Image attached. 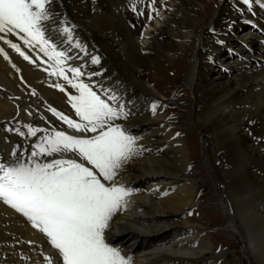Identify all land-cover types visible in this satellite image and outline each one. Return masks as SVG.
<instances>
[{"label": "bare ground", "instance_id": "1", "mask_svg": "<svg viewBox=\"0 0 264 264\" xmlns=\"http://www.w3.org/2000/svg\"><path fill=\"white\" fill-rule=\"evenodd\" d=\"M165 1L155 26L147 22L142 31L144 9L153 0H52L45 36L69 57L59 66L65 75L72 79L67 68L80 67L83 75L73 83L88 84L104 99L115 96L127 116L112 123L136 134L130 163L117 170L114 181H104L129 193L105 230L106 243L129 264H214L208 257L214 251L213 238L192 215L199 194L205 188L212 191L211 183H202L206 170L219 183L222 195L216 200H259L262 211L256 206L243 214L247 224L264 220V0ZM133 5L143 13L136 19ZM65 27L71 29V42L62 31ZM21 47L43 65L37 64L40 71L32 68L0 44L7 54L0 53V138L16 132L21 122L37 126V116L20 107L33 89L80 122L69 100L79 92L58 74L55 60L35 41L23 40ZM93 57L99 63H92ZM176 88L177 95L189 99L188 105L172 96ZM39 129L46 131L26 138L30 151L20 157L23 162L39 150L34 145L46 144L44 138L55 131L79 138L96 135L69 127ZM199 147L210 151V158L200 159L206 169L193 160ZM1 149L0 161L6 164L3 143ZM35 159L84 162L72 152ZM219 208L226 214L223 202ZM223 229L247 243L245 227L241 231L229 219ZM50 260L63 264L46 234L0 200V264Z\"/></svg>", "mask_w": 264, "mask_h": 264}, {"label": "snow or ice", "instance_id": "2", "mask_svg": "<svg viewBox=\"0 0 264 264\" xmlns=\"http://www.w3.org/2000/svg\"><path fill=\"white\" fill-rule=\"evenodd\" d=\"M51 3L52 0H0V33L14 34L18 30L25 44L39 43L40 50L59 67L69 57L63 51H56L57 45L45 36L46 22L53 15ZM133 8L135 10V5ZM62 31L71 42V29L65 27ZM0 40L29 60L18 44L3 35ZM0 53L7 58L2 48ZM92 63H99V58L93 57ZM67 72L72 74V79L65 75L63 67H59L58 74L79 92V96H69V100L80 122L55 108L51 111L76 132L96 135L79 138L55 131L54 136L44 138L46 144L33 146L39 150L31 151L28 162H23L14 151L12 155L17 157L14 164L0 162V200L46 234L63 264H129L118 249L105 241V230L129 193L122 186L106 185L104 181H114L117 170L134 153L136 139L120 125L112 123L127 116L124 105L119 104L115 96L104 99L88 84L73 83L83 75L80 67H68ZM55 86L64 91L61 85ZM26 127L33 136L37 131H46ZM67 152L75 153L86 163L76 159L41 163L35 159ZM49 264L53 262L50 260Z\"/></svg>", "mask_w": 264, "mask_h": 264}, {"label": "rangeland", "instance_id": "3", "mask_svg": "<svg viewBox=\"0 0 264 264\" xmlns=\"http://www.w3.org/2000/svg\"><path fill=\"white\" fill-rule=\"evenodd\" d=\"M175 0H166L165 3L167 5H172V3ZM210 1V0H209ZM164 3V0H155V2L150 3L147 7L144 9V19L143 23L141 25V29L147 27V22L151 23L152 26H155L156 19L161 16V5ZM155 13L152 16V13ZM140 10L139 6L136 5V8L134 12H132V16L134 18L140 17ZM151 17V18H150ZM18 36H21L23 34H19L18 30H16V33ZM10 35V34H7ZM13 43H16L20 46L21 51L25 52L26 55L29 56V60H25L18 52L13 50L11 48V53L13 56H17L20 60L25 62L28 66L35 68L40 71L37 64L39 63L41 66L43 65L42 62L35 58L30 56L22 47L21 44H23V40L19 38H11L9 39ZM4 41L0 40V44H3ZM33 61V62H30ZM181 86V85H180ZM165 89L170 90L171 88L168 86H165ZM30 95H25L23 100L21 97H19L20 107L21 109L28 110L32 115L37 116V126H35L32 129H39L44 127H52V128H65L68 127L66 123L58 119L57 116H55L51 109L55 108L58 112H61L59 108L53 106L50 104L44 96L40 93L39 90H30ZM178 89L176 88L174 91L171 92L172 96L175 97V100L177 102L184 103L185 105L189 104V99L184 97L182 94L177 95ZM161 100H163V104H167V99L161 97ZM41 102L44 104L41 105ZM40 106V109L36 106ZM176 107L171 106L170 109L172 111L176 110ZM42 111V112H41ZM122 128V126H121ZM123 129V128H122ZM24 133V135H20V133ZM41 131H37L39 133ZM128 135H131L134 137L136 134L133 132H126ZM29 129L26 127V124L21 122L20 127L18 130L12 134H9L6 138H0V160L2 155V143L3 146H5V153H6V164H14L16 162L17 157H14L12 153L15 151L20 158L23 154H27L30 151V146L26 142V138L29 136ZM207 135L211 136V132L209 131ZM136 138V136L134 137ZM137 147V146H134ZM199 147L198 150V158L193 160L197 164V166H200V159L204 158L208 159L210 158V151L208 150H200ZM134 154V153H133ZM132 154V155H133ZM23 155V157L25 156ZM21 159V158H20ZM1 162V161H0ZM218 162L221 164L222 167H225V163H221V160L218 159ZM130 161L124 162V164H129ZM121 165V166H122ZM204 169L207 167L205 165H201ZM206 173L208 176L203 177L202 183H211L212 191L206 189V185L202 186L203 184L200 183V187L205 188L203 190L197 199V203L194 205L195 207L192 210V215L194 216L195 220L198 224H200L204 229L207 230L208 234H210L214 241V251L210 252L208 254L209 261L214 264H264V220L260 222L258 225H255L253 223L247 224L246 220L248 217H246L243 214V211H250L254 209V207L257 206V208H260L261 211L263 210L262 207L258 206L259 200H247L246 203H244V200H237V198H234V200H216L218 196L222 195L219 183L217 181V178L212 173L209 174L206 170ZM236 197H238L236 195ZM257 199V196L255 197ZM244 201V202H243ZM224 203V209L226 210V214L223 212V210H220V203ZM243 203V204H242ZM245 205V206H244ZM250 205L252 208H250ZM241 206V207H240ZM248 206V207H247ZM240 207V208H238ZM247 207V208H246ZM242 213H241V211ZM229 219L231 222H233L235 225L238 226V229L242 231V229L245 227L248 229V235H246L247 243L244 244V241L240 238L235 239V237L229 236L227 232L224 231V227L228 225ZM202 223V224H201ZM254 239L256 242V247L253 246ZM255 248L260 249L254 250ZM253 250V251H252ZM261 252V253H260ZM254 253V254H253ZM254 255V256H253Z\"/></svg>", "mask_w": 264, "mask_h": 264}]
</instances>
